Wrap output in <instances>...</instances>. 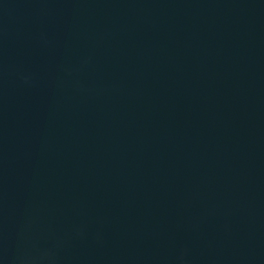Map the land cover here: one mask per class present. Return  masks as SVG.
<instances>
[{
  "label": "water",
  "instance_id": "obj_1",
  "mask_svg": "<svg viewBox=\"0 0 264 264\" xmlns=\"http://www.w3.org/2000/svg\"><path fill=\"white\" fill-rule=\"evenodd\" d=\"M0 264H264V0H0Z\"/></svg>",
  "mask_w": 264,
  "mask_h": 264
}]
</instances>
